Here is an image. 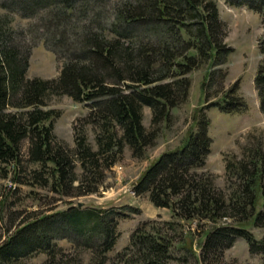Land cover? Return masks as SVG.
<instances>
[{
  "label": "trees",
  "instance_id": "trees-1",
  "mask_svg": "<svg viewBox=\"0 0 264 264\" xmlns=\"http://www.w3.org/2000/svg\"><path fill=\"white\" fill-rule=\"evenodd\" d=\"M222 1L264 16V0ZM0 9L39 19L34 29L40 28L44 46L61 60L56 78H27L23 30L0 14V176L10 167L13 180L59 197L97 191L124 149L143 157L161 123L171 120L170 110L187 99L193 69L206 67L202 89L226 74L221 65L231 48L223 42L215 0H0ZM259 47L264 51V39ZM253 84L264 116L263 61ZM237 89L235 81L216 101L196 108L183 140L152 158L135 180L134 194L167 208L170 220L139 223L127 243L109 255L124 214L69 205L25 220L0 243V264H27L26 258L39 253L45 255L41 264H209L238 237L249 252L264 253V234L256 239L249 231L264 227L258 206L264 199V145L254 140L239 156L224 155L225 188L201 170L211 142L204 109L242 112ZM60 95L88 106L74 121L71 147L53 133L59 111L44 107L49 96ZM143 106L150 112L149 127L142 123ZM192 221L203 223L197 252L185 240L191 241L193 231L182 228ZM59 239L70 243L69 250L56 244Z\"/></svg>",
  "mask_w": 264,
  "mask_h": 264
},
{
  "label": "rangeland",
  "instance_id": "rangeland-1",
  "mask_svg": "<svg viewBox=\"0 0 264 264\" xmlns=\"http://www.w3.org/2000/svg\"><path fill=\"white\" fill-rule=\"evenodd\" d=\"M215 1L219 19L224 24L223 42L231 48V52L227 54L225 62L221 65L222 70H226L224 79L222 81L216 79L209 87H203L205 91L203 92L201 85L206 67L202 65L193 69L188 74L190 86L187 99L170 110L171 120L161 123L154 145L148 147L144 156L140 158L130 156L129 151L124 149L119 160L105 172L103 182L93 193L75 197H59L47 188L32 187L13 180L14 170L8 167L5 177L0 176V243L29 217L62 210L69 205L75 206L77 202L81 203V208L93 206L102 209L113 208L124 214L117 222L118 237L109 255L127 243L130 232L139 223L152 219L170 220V212L167 208L154 207L145 194H134V182L152 158L183 140L187 131L191 129V114L194 110L209 101H216L219 91L225 90L235 81H237V94L243 99L245 108L240 113L231 114L222 113L213 106L204 109L209 120L208 134L211 142L201 170L214 176L215 186L225 188L224 155L239 156L241 147L248 146L254 140L264 145V116L259 110L253 84L256 67L259 62H264V51L259 50L260 42L264 39V16L243 6H228L222 0ZM0 14L10 18V24L16 30H23L22 35L25 38L22 44L28 48L25 76L42 79L56 78L61 60L58 57L59 54L44 46L39 34L40 28L34 29L37 28L39 19L21 18L2 9ZM37 34L38 36L35 37ZM204 94H209L208 101L204 102ZM44 107L59 111V116L53 123V133L66 146L71 147L74 121L88 112V106L60 95L49 96ZM149 117V109L143 106L142 123L145 127H149ZM86 133L91 140V132ZM25 146L26 142L23 141L21 146L23 160ZM22 165L25 166L24 163ZM76 172H79L78 168ZM73 184L76 182L74 181ZM260 202L258 206L264 210V199ZM200 225L193 221L182 225L184 230L189 229L194 233L191 241L185 237L194 252L198 251L197 237ZM206 227H209V224H206ZM249 231L256 239H259L264 234V227L251 226ZM56 244L64 251L70 248V243L65 239L57 240ZM80 257L85 262L88 254L84 253ZM44 259L45 255L39 253L31 255L25 261L27 264H41ZM188 264L194 263L189 261ZM209 264H264V253L249 252L245 241L238 237L221 252L219 259Z\"/></svg>",
  "mask_w": 264,
  "mask_h": 264
},
{
  "label": "water",
  "instance_id": "water-1",
  "mask_svg": "<svg viewBox=\"0 0 264 264\" xmlns=\"http://www.w3.org/2000/svg\"><path fill=\"white\" fill-rule=\"evenodd\" d=\"M76 205H77V206H80V205H81V203H80V202H77V203H76Z\"/></svg>",
  "mask_w": 264,
  "mask_h": 264
}]
</instances>
